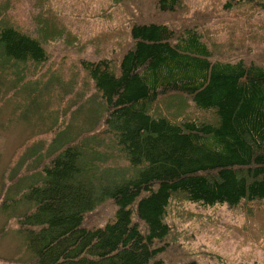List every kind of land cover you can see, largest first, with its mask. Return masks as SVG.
Listing matches in <instances>:
<instances>
[{"label": "trees", "instance_id": "obj_1", "mask_svg": "<svg viewBox=\"0 0 264 264\" xmlns=\"http://www.w3.org/2000/svg\"><path fill=\"white\" fill-rule=\"evenodd\" d=\"M190 2L110 0L107 17L122 20L127 38L80 64L102 100L90 132H107L116 150L59 140L29 210L1 231H18L33 256L0 264H167L175 202L264 206V61L245 58L264 47V0L220 1L237 17L235 50L200 27ZM24 6L0 0V67L49 60L38 13ZM168 14L174 23L161 21Z\"/></svg>", "mask_w": 264, "mask_h": 264}, {"label": "rangeland", "instance_id": "obj_2", "mask_svg": "<svg viewBox=\"0 0 264 264\" xmlns=\"http://www.w3.org/2000/svg\"><path fill=\"white\" fill-rule=\"evenodd\" d=\"M22 1V9L34 6L38 13L49 54V60L40 65L28 62L0 67V256L23 263L33 256L24 237L14 229L1 231L14 216L29 210V190L42 182L37 174L47 164L45 159L62 148L55 147L58 141L62 146L83 136L90 142L100 141L104 153L115 149L107 132L100 138L98 132H90L99 120L92 123L102 100L80 63L117 48L127 37L122 20L107 17L110 0ZM204 1L191 0L190 15L201 28L221 39L223 47L239 49L237 17L222 8L221 0ZM13 12L7 18L17 14ZM174 19L171 14L161 17L163 22L174 23ZM32 20L33 16L21 13L22 24L32 26ZM227 31L230 39L224 43ZM245 53L248 60L264 61V47L258 45L252 54ZM170 107L166 106L168 114L187 116ZM164 109L161 113L165 114ZM117 166L129 168L124 162ZM170 222L173 232L164 257L167 264H184L190 259L201 264H264L263 205L205 209L178 201Z\"/></svg>", "mask_w": 264, "mask_h": 264}]
</instances>
